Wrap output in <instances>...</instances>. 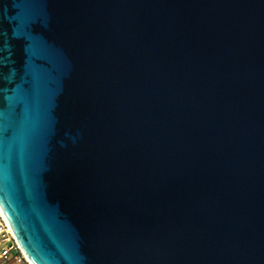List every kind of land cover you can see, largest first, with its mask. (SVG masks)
I'll return each mask as SVG.
<instances>
[{
    "label": "water",
    "instance_id": "1",
    "mask_svg": "<svg viewBox=\"0 0 264 264\" xmlns=\"http://www.w3.org/2000/svg\"><path fill=\"white\" fill-rule=\"evenodd\" d=\"M0 206L32 264H264V0H0Z\"/></svg>",
    "mask_w": 264,
    "mask_h": 264
},
{
    "label": "built area",
    "instance_id": "2",
    "mask_svg": "<svg viewBox=\"0 0 264 264\" xmlns=\"http://www.w3.org/2000/svg\"><path fill=\"white\" fill-rule=\"evenodd\" d=\"M0 262L30 264L0 206Z\"/></svg>",
    "mask_w": 264,
    "mask_h": 264
},
{
    "label": "crops",
    "instance_id": "3",
    "mask_svg": "<svg viewBox=\"0 0 264 264\" xmlns=\"http://www.w3.org/2000/svg\"><path fill=\"white\" fill-rule=\"evenodd\" d=\"M0 264H18V263H12V262H10V263H2V262H0Z\"/></svg>",
    "mask_w": 264,
    "mask_h": 264
},
{
    "label": "bare ground",
    "instance_id": "4",
    "mask_svg": "<svg viewBox=\"0 0 264 264\" xmlns=\"http://www.w3.org/2000/svg\"><path fill=\"white\" fill-rule=\"evenodd\" d=\"M28 259V258H27ZM28 261L30 262V264H32V262L28 259Z\"/></svg>",
    "mask_w": 264,
    "mask_h": 264
}]
</instances>
